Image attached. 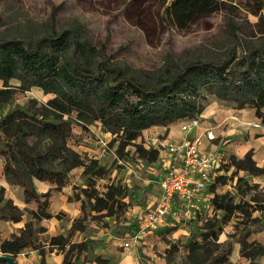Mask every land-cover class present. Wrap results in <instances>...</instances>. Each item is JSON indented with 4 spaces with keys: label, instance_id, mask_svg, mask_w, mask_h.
Listing matches in <instances>:
<instances>
[{
    "label": "trees",
    "instance_id": "16d2710c",
    "mask_svg": "<svg viewBox=\"0 0 264 264\" xmlns=\"http://www.w3.org/2000/svg\"><path fill=\"white\" fill-rule=\"evenodd\" d=\"M238 9L257 18L252 27L264 37V0H170L161 20L179 30L224 12L229 48L223 59L195 58L166 66L151 83L127 75L117 64L96 62L98 51L86 40L79 24L60 31L49 25L44 33L29 38L0 37V81L6 87L0 90V103H8L15 94H23L32 87L52 96L36 110H13L0 118V133L5 136V141L0 140L3 175L8 184L23 189V200L28 206L15 205L0 187V221L18 223L24 216L30 217L16 234L1 241V254L15 258L33 250L44 257L56 251L62 254V264H85L93 260H89L91 248L102 244L81 236L87 220L94 217L90 214L95 213L97 218H119L127 209L124 200L128 187L121 181L109 183L104 193L94 188L88 177L99 179L106 168L99 166L97 159L71 151L68 147L73 139L71 123L64 116L82 123L83 128L88 127L86 121L98 122L114 136L110 144L118 142L112 153L114 158L127 159V163L132 158L153 161L156 153L135 143L142 132L199 117L207 96L232 103L237 109L252 110L264 122V49L250 42L242 45V26L234 20ZM11 79L18 80L20 85L10 87ZM128 147H134L133 156L125 151ZM79 167L87 179L86 187L68 200L80 202V216L65 234L40 238L46 231L42 223L52 218L49 211L52 192L65 186L69 172ZM231 168L230 176H225ZM218 171L224 173L216 174L209 186L214 215L204 218L199 237L182 246L185 262L232 264L229 260L232 245L238 243L243 260L248 264H264V245L250 240L252 234L264 232V192L258 184H250L239 176L240 172L260 176L264 170L248 152L241 159L229 156ZM235 177L234 195L216 191ZM33 179L50 182L52 189L38 193ZM235 196L240 197L237 203ZM64 216L59 212L54 217L59 220ZM233 218L236 219L233 233L224 242H218L223 227ZM179 249L176 245L170 247L173 252ZM95 260L104 264L98 258ZM0 264L5 263L0 260Z\"/></svg>",
    "mask_w": 264,
    "mask_h": 264
},
{
    "label": "rangeland",
    "instance_id": "374dc122",
    "mask_svg": "<svg viewBox=\"0 0 264 264\" xmlns=\"http://www.w3.org/2000/svg\"><path fill=\"white\" fill-rule=\"evenodd\" d=\"M169 2L170 0L164 2L162 0H0V37L29 38L44 33L49 25H52L54 30L60 31L71 24H79L83 28L86 40L98 51L96 62L117 64L127 75L145 83L153 82L159 72L171 64L195 58L223 59L229 48L224 12L214 13L198 20L186 30H179L166 26L161 20L162 12ZM234 20L242 26L240 37L243 46L250 42L264 49V37L257 34L256 29L252 27L257 21L256 17L238 9ZM254 32L255 36H252ZM8 85L14 88L18 87L20 82L11 79ZM5 88L0 81V90ZM51 97L44 95L35 87L23 94L17 93L8 103H0V118L13 110L27 112L36 110ZM207 99L202 112L204 118L199 123L200 126L205 121L206 129L204 133L199 134L206 138L208 149L225 147L229 152L222 151L227 159L229 156L241 159L248 153H245L244 149L251 144L260 155H264V136L262 131L256 128L259 124L251 126L247 124L252 118V110L239 111L240 109L232 103L219 102L210 96H207ZM71 116L74 117V114ZM63 119L71 123L73 139L68 144L71 151L81 156L85 155L87 158L97 159L98 165L106 168L101 178L95 179L93 175L88 177L94 188L99 193H104L109 183L120 181L124 183L125 166L137 162L133 158L129 163L126 162L127 159L124 161L114 158L112 153L118 142L110 144L114 137L110 131L103 129L98 122L86 121L88 127L83 128V124L73 118L68 119L64 116ZM0 140L5 141V136L1 133ZM136 145L140 144L136 143ZM233 148L236 149L235 152ZM125 151L131 156L135 154L134 147H128ZM250 153L252 156V152ZM3 165L4 159L0 157V180L4 178ZM79 170L81 172L78 174ZM232 170L233 168L224 175L230 176ZM70 172L79 176L77 186L73 187L72 195H74L86 187L87 179L82 175L83 168H74ZM239 176L244 179L249 177L243 172H240ZM236 182L237 177L227 184L230 188V191H227L232 195L236 192ZM125 193L127 206H131L135 203L133 195L138 193V189L127 188ZM239 200L240 197L235 196V202ZM125 212L119 218L113 219L97 218L98 216L92 212L90 215L94 217L87 220L85 235L100 237L97 235L108 233L117 236L120 240L130 228V225L126 224ZM86 213L88 214L89 211L86 210ZM127 216L131 218L132 214ZM62 219L66 221L64 217ZM231 221L236 223L234 218ZM172 230L174 229L166 232ZM187 230V238L182 239L184 242L199 237L201 233L200 226L197 225L189 226ZM42 234L40 238L45 237ZM167 236L161 235L163 246L158 248L160 252L156 253L157 264H186L185 256L182 254L184 243L180 241L184 236L177 237L178 240H168ZM172 245L180 249L173 252L170 250ZM99 249L106 250L105 247ZM94 258L95 254L89 256V260ZM145 260L147 259L144 258L143 262ZM81 261L82 258L79 259V263Z\"/></svg>",
    "mask_w": 264,
    "mask_h": 264
},
{
    "label": "crops",
    "instance_id": "0c3cea01",
    "mask_svg": "<svg viewBox=\"0 0 264 264\" xmlns=\"http://www.w3.org/2000/svg\"><path fill=\"white\" fill-rule=\"evenodd\" d=\"M243 110L244 109H240L239 111ZM251 115L252 118L249 119L247 124L249 126L259 124V126L256 128L261 130L262 135L264 136V122H262L261 119L255 117L253 111ZM203 118L204 116L201 114L200 120L202 121ZM204 123L205 121H203L198 128L190 131L189 133H184L180 130L179 121L174 122L166 127H152L143 131L141 137L136 140V143L139 144L140 141L152 143V140L157 138L161 141V139L178 140L183 136H194L199 133H204L206 129L204 128ZM207 144L208 142L206 141V138H204V146H207ZM213 148L214 150L218 149L220 151L227 150L225 147L221 146ZM151 150L156 153V158L153 161L143 162L142 160L137 159L136 164L128 165L125 167L126 170L123 172V176L125 178L123 180L124 183H122L129 189H138V193L133 195L135 203L131 206H127V212H125L126 224L130 225L128 232L123 235L120 240L117 236H112L108 233L97 235L100 237H87L85 235V231L83 234H81V236L84 235L89 240L102 241V244H100L96 249L91 248V251L92 255L95 254V258H98L100 261L104 262V264H157L158 258L156 257V253H159L160 250L158 248H162L163 246L161 242V235H168V240H178L177 237L184 236L180 238V241L185 244L187 241L184 242L182 239L187 238V228L189 226H201L204 218L212 217V215H214L212 213L211 206L207 201V199L211 198L213 195L208 187L200 194V202L198 205L191 210V215L193 216L192 219L185 218L183 214L184 207L181 205V203L176 202L173 205L172 213L165 226L153 233L140 237L137 243L132 244L129 248H123V243L126 242L127 239L137 231L144 212L149 207L153 206L158 194L157 182L162 173L165 171L166 162L168 160V155L166 154L165 150ZM235 151L236 149H234V152ZM244 152H252V159L255 161L258 167L264 170V155H260L253 145H247V147L244 149ZM81 171L79 170L78 174ZM72 172H69L67 184L59 191L52 192L49 209L52 218L42 223V225L46 228V231L42 234L44 236H54L57 233L65 234V232L70 228L72 221L80 216V202L68 200V198L73 194V187L77 186L79 180L77 178L79 176L75 175L77 173ZM223 173L224 172L222 171H217L218 175ZM247 181L250 184H258L260 189H262L264 192V173L260 176H249L247 177ZM33 185L38 193H46L52 189V184L48 181H39L33 179ZM0 187L4 188L6 198L12 199L15 205L20 208L28 207L24 203L23 189L21 187L11 186L7 183L5 178L0 180ZM229 189L230 188L225 185L217 187L216 191L224 193ZM124 201L127 202L126 199ZM59 212H62L65 215L64 218L66 221H64L62 218L59 220L54 218V216ZM197 212H201L202 214V217H199L200 219L195 217ZM128 214H132L131 218L127 216ZM28 220H30V217L24 216L23 220L18 223L0 221V243L2 240L9 238L13 234H16ZM232 224L233 222L231 221L223 227V231L219 235L218 242H224L228 239V235L233 233ZM170 229L174 230L167 233L166 231ZM93 235L95 236V234ZM101 236H103V238ZM121 240L124 241L121 242ZM250 240L257 241L264 245V232L252 234L250 236ZM101 247H105L106 250L99 249ZM166 248H168V246H166ZM0 255L3 254L0 253ZM143 257L147 259L145 262H143ZM95 258L94 260L85 264H100L97 260H95ZM62 259V254L57 253L56 251L47 253L44 257H42L37 251L26 250L18 254L14 258V261L16 264H62ZM229 260L232 264H248L247 261L240 257V245L238 243H234L232 245V252L230 254Z\"/></svg>",
    "mask_w": 264,
    "mask_h": 264
},
{
    "label": "built area",
    "instance_id": "2783aa9c",
    "mask_svg": "<svg viewBox=\"0 0 264 264\" xmlns=\"http://www.w3.org/2000/svg\"><path fill=\"white\" fill-rule=\"evenodd\" d=\"M199 123L200 116L186 118L179 121V128L182 132L189 133L198 128ZM139 144L145 150L164 149L168 160L165 171L157 182L158 194L153 206L144 212L137 231L123 243V248H129L137 243L140 237L165 226L176 202L184 207L185 218L192 219L191 210L200 202V194L211 185L220 165L227 161L223 151L204 146L202 134L183 136L178 140L160 141L157 138L153 139L152 143L140 141ZM211 209L213 213V208ZM195 217H202L201 212H197Z\"/></svg>",
    "mask_w": 264,
    "mask_h": 264
},
{
    "label": "water",
    "instance_id": "95a60500",
    "mask_svg": "<svg viewBox=\"0 0 264 264\" xmlns=\"http://www.w3.org/2000/svg\"><path fill=\"white\" fill-rule=\"evenodd\" d=\"M0 260L3 261L5 264H16L14 258L8 255H0Z\"/></svg>",
    "mask_w": 264,
    "mask_h": 264
}]
</instances>
